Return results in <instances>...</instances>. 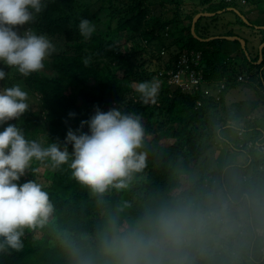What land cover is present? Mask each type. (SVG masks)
Returning a JSON list of instances; mask_svg holds the SVG:
<instances>
[{"label": "trees", "instance_id": "16d2710c", "mask_svg": "<svg viewBox=\"0 0 264 264\" xmlns=\"http://www.w3.org/2000/svg\"><path fill=\"white\" fill-rule=\"evenodd\" d=\"M68 1L75 0H47L45 8L30 25L39 34L57 37L63 48L52 53L51 60L45 59L50 76L37 71L22 78L28 94L39 95L41 109L40 112L26 111L18 123L29 139L40 141L38 134L42 132L44 141L40 142L46 146L53 140L62 141L67 128H77L81 120L93 113L94 106L102 111L120 106L141 117L145 136L137 151L145 153V164L127 179L126 186L110 185L97 193L77 181L67 164L53 167L47 159L33 161L19 183L28 179L41 183L53 204V212L44 226L24 229L21 249L0 251V264H116V257L106 254L102 247V239L112 233L113 226L116 231L127 230L160 207L189 199L206 204L213 192L204 190V181L214 177L208 172L196 178L193 166L204 148L206 135L214 134L216 123H225L228 113L225 118L215 113L223 97L206 100L195 108L199 95L192 96L178 88L171 90L163 81L156 100L159 104L141 103L132 85L154 80L157 68L147 63L149 55L156 59L160 49L175 47L178 52L169 57L171 63L182 50L193 49L201 52L203 75L207 80L226 77L227 81L235 80L233 83L244 82L236 81V76L258 66L250 72V80L264 84V45L260 49L261 61L255 65L259 51L254 56L249 53L247 39L241 32L242 27L250 24L234 9L244 14L238 6L248 4L264 10V0H82L78 12L66 8ZM103 2L106 5L102 6ZM155 5H159L158 13L153 11ZM94 7L110 9L106 21L108 32L94 31L85 39L77 24L79 19L94 15ZM200 12L213 14L200 15L193 22V17ZM167 26L170 30L164 37ZM27 27L28 24L22 25L21 30ZM192 28L196 35L191 32ZM258 31L261 44L264 28ZM212 36L217 37L206 40ZM231 36L245 39L249 56L237 39H227ZM230 41L237 46L229 47ZM237 50L238 55L231 54ZM86 57L89 58L87 65L83 63ZM170 66L165 64V69ZM11 84L12 81L4 86ZM259 99L264 103V92ZM69 112L75 116L69 117ZM82 131H87L86 125ZM244 134L243 142L246 141ZM250 137L257 139L258 135ZM254 156L242 157L245 165L235 162L239 170L250 173L247 179L242 173L232 181L222 176L221 189L246 192L253 199L264 200V169L259 168V164L264 165V152L258 151ZM183 175L190 182L186 187ZM211 179L207 185L213 186ZM196 192L199 197H194ZM250 225L253 232L250 247L240 250L248 255V260L241 264H255V250H260L259 258L264 262V229L258 232L251 218ZM237 242L240 244V236ZM237 246L232 243L222 254L225 264H232L229 254Z\"/></svg>", "mask_w": 264, "mask_h": 264}, {"label": "clouds", "instance_id": "9594fccd", "mask_svg": "<svg viewBox=\"0 0 264 264\" xmlns=\"http://www.w3.org/2000/svg\"><path fill=\"white\" fill-rule=\"evenodd\" d=\"M46 4L47 0H0V65L7 67V70L0 67L1 84L11 78L9 69L22 77L41 70L45 59L55 51V44L48 36L30 27ZM25 24L29 27L18 32L17 26ZM77 28L85 39L95 31V25L88 18L79 19ZM167 28L164 37L168 36L170 26ZM172 49V46L160 49L156 73L165 69V64H171L167 69L171 68L184 51L170 63L169 57L178 52L175 47ZM165 54L167 58L161 62ZM261 58L260 53V61ZM83 63L87 65L89 58ZM201 64L203 71L202 59ZM243 73L245 79L241 81L250 82L251 75L247 71ZM235 79L238 81L237 76ZM205 80L206 84L214 85L216 92L210 94L219 100L222 94L217 92L216 84L226 82L227 78ZM134 91L141 103L154 104L159 83L137 82ZM29 107V94L21 84L0 85V251L21 249L24 229L44 226L53 212V204L41 183L32 179L19 183L33 161L47 159L53 167L67 164L77 181L97 193L110 185L126 186L127 179L145 164V153L137 151L145 136L138 113L125 111L120 106L106 111L94 106L93 113L81 120L77 128H67L62 141L53 140L45 146L29 139L18 123ZM68 116L73 117L75 113L69 112ZM10 120L15 122L8 123ZM85 125L87 131H82ZM247 130L250 135L257 133L258 138L249 136L245 142L264 148L261 141L264 131ZM245 131V125L237 127L240 140ZM252 211L253 198L248 193L221 189L210 194L206 204L189 199L160 207L127 230L116 231L113 226L112 233L102 239L103 251L115 256L116 264H225L222 254L229 250L234 238L244 234Z\"/></svg>", "mask_w": 264, "mask_h": 264}, {"label": "rangeland", "instance_id": "374dc122", "mask_svg": "<svg viewBox=\"0 0 264 264\" xmlns=\"http://www.w3.org/2000/svg\"><path fill=\"white\" fill-rule=\"evenodd\" d=\"M124 1H127V0H124ZM81 2L82 0L68 1V3H66V8L70 9L73 12H78L80 9ZM104 5H106L105 2L102 3V6ZM238 7L243 8L242 10L244 11V14H240L241 18L244 20V22H246L247 24H250L249 26H247L249 28L242 27L241 32L244 35V37L247 39V47H248L249 53L252 56H254L255 53L258 52L260 49L259 47L260 45H258V43H259L261 34L260 35L258 34V32L256 31V28L261 25H264V10L256 6L251 7L248 4H244L243 7H240L239 5ZM263 8H264V5H263ZM109 10L110 9H106V7L105 8L101 7V10H99V8L94 7L95 14L89 18V20L95 25V31H97L100 34H103L106 31L108 32L106 21L108 17L107 12ZM153 11L158 13L159 5H155L153 7ZM191 27H192V24H191ZM21 28L22 26H17V31L18 32L21 31ZM33 30H35V28ZM191 32H192V29H191ZM239 37L243 38L242 36H239ZM48 38L55 44V51L57 49L63 48V45H62L63 43H61V41L58 40L57 37L48 36ZM227 39H233V38L228 37ZM234 39H237L239 41V46L245 53L244 51L245 43L243 45L242 42L240 41V38H234ZM243 40L245 41L244 38ZM227 44H229V47L237 46L235 42H231V41L227 42ZM231 54L238 55V50L234 52L232 51ZM144 58L146 61V56H144ZM166 58H167V54H165L160 59V61L164 62ZM47 59L51 60V57L49 56L46 58V60ZM46 62L47 61H44L45 67L39 70V72L43 71L45 74L50 76L51 72H49V70L47 69ZM147 63L149 64L150 67H154V68H158L160 66L159 60L157 61L151 55H149V61ZM0 67H4V66L0 65ZM257 68L258 66H254L249 71L254 72ZM235 69L237 70L238 67H235ZM250 72H247V75H249ZM9 73L11 75V78L10 79L6 78V80L3 81L2 84H6V82L12 81L14 83L21 84V86L25 88L23 82H21L23 77L20 74L16 73L14 69H9ZM153 79L159 83V86L163 83V81H165V83L170 87L171 90L176 89L174 84L167 82V79H168L167 75L159 76L158 73H155ZM234 81L235 80L233 81L228 80L224 82V86L222 88L220 87V90H218L219 87L217 88L218 93L222 94L223 96V100L219 104L228 106L229 110H231V112L234 113L233 124H226L225 122L224 125L216 123L213 126L214 134L212 132L211 135H206V141L204 143V148L200 152V157L195 162V166H193V171H194L193 175L196 178L199 177L200 175H207L208 172H212L211 175L214 178L212 179L210 178V179L213 183V186L207 185L210 179L208 180L205 179L204 181L205 189L204 190H209L213 192V194L221 190L220 185H221L222 176H224V179L226 181H232V180L239 179L242 173V176L243 174H245L244 175L245 179H247L250 173L239 170L238 169L239 167L235 166L236 161H238V163L240 164L245 165V161L242 159V157L250 158L249 157L250 155L251 156L253 155V157H255L254 155H256L259 150L260 152H264V148H262L261 145L255 146L252 143L243 142L242 140H240V138H238L236 134V128L238 124L247 121L246 120L247 114L253 115V120L251 121V125L259 126L260 129L264 131V116H262L261 114L257 116L258 112L260 111L254 105V101L261 96V93L264 92V84L263 83L261 84L260 82H255L253 80L250 83H245V82L233 83ZM2 84L0 82V85ZM134 85H135V82L132 85L133 88H134ZM200 87L202 88L203 91H205L204 97H202V91ZM200 87L199 89L193 92H187L191 94L192 96H198V95L200 96L195 99V103H194L195 108L203 105L206 100L215 101V95L213 94H215L216 88L214 87L213 84H203L202 86L200 85ZM224 88L225 90L223 91ZM244 91L248 93L249 95L248 99L243 98ZM210 93H213V94H210ZM135 94L136 96L139 95L136 92ZM38 98H39V95L29 94V104H30L29 110H31L32 112H37V111L40 112L41 104ZM79 102L80 101H78V103ZM156 104H159V103L157 102ZM249 104H250V108H248ZM211 110L212 109H210V114L213 113ZM155 111L156 109H154V113ZM215 113L220 115L221 118H225V115L227 114V109H223L222 106L220 108L218 105ZM152 118L154 120H157L155 119V117H152ZM162 118L163 116L158 117V119H162ZM210 119L211 118H209V120ZM206 124L208 123L206 122ZM42 134H43L42 132H39L38 134V137L40 138L41 142L44 141ZM249 136H250V131H246L244 134V138L248 139ZM244 149L248 151L247 152L243 151ZM220 155L221 156L223 155V156L221 157ZM48 167L51 168L50 165ZM259 168L264 169V165L259 164ZM182 181H183V186L186 187L190 185L189 179L187 178L186 175L182 176ZM199 196L200 194H197V192L194 194V197H199ZM208 199L209 197L206 199L205 203L208 202ZM250 218L254 221V224L256 225L258 232L262 233L264 229V200L263 199L262 200L253 199L252 215H250L249 217L244 234L240 236V244L237 242V237L234 238L233 240L234 246L235 245H238V246L235 247L234 251L229 254L232 264L233 262H235V264H241L242 261L248 260V255H246L243 252H240V250L242 251L243 248L249 249L250 247L251 238L253 234L252 228L250 225ZM259 253H260V250H255V253H254L255 260L253 259V261L255 264H264L262 259L259 258ZM247 264H251V262H248Z\"/></svg>", "mask_w": 264, "mask_h": 264}, {"label": "built area", "instance_id": "2783aa9c", "mask_svg": "<svg viewBox=\"0 0 264 264\" xmlns=\"http://www.w3.org/2000/svg\"><path fill=\"white\" fill-rule=\"evenodd\" d=\"M161 54H164V50H161ZM200 58V52L184 50L180 53L177 60L173 62L171 68L166 70L163 68L160 69L158 75H167V82L174 84L175 87L182 92H193L199 89L200 85L202 86V84H206ZM164 70L166 71L165 73ZM244 79L245 73L237 75L238 81ZM216 86H218V90H220V87L222 88L224 86V82L216 84Z\"/></svg>", "mask_w": 264, "mask_h": 264}, {"label": "crops", "instance_id": "0c3cea01", "mask_svg": "<svg viewBox=\"0 0 264 264\" xmlns=\"http://www.w3.org/2000/svg\"><path fill=\"white\" fill-rule=\"evenodd\" d=\"M258 29L259 28H256V31L258 32V34H259V31H258ZM233 39L235 38V36H231ZM231 37H229V38H231ZM260 43H258V45H259ZM260 47V46H259ZM246 54H247V56H248V52H246ZM255 64H259L260 63V55H259V57H258V59H256V61L254 62ZM224 78H226V77H224ZM250 82H252V80H250ZM250 82H248V83H250ZM223 97V96H222ZM243 98L244 99H248L249 98V95H248V93L246 92V91H244V94H243ZM254 105L256 106V108L260 111V112H258V114H257V116H259L260 114L262 115V116H264V105H263V103H261V101H260V99L259 98H257L255 101H254ZM221 106L223 107V109H227V113H228V115L226 116V120H225V122H226V124H233V115H234V113L233 112H231V110H229V107L228 106H225V105H221V104H219V107L221 108ZM248 108H250V104H249V107ZM236 113V112H235ZM246 120L248 121H245V122H242V123H240V124H238V126H240V125H245V128H247V129H260V127H258V126H255V125H250L251 124V121L253 120V115H249V114H247L246 115ZM237 126V127H238ZM250 127H252V128H250ZM261 130V129H260Z\"/></svg>", "mask_w": 264, "mask_h": 264}, {"label": "water", "instance_id": "95a60500", "mask_svg": "<svg viewBox=\"0 0 264 264\" xmlns=\"http://www.w3.org/2000/svg\"><path fill=\"white\" fill-rule=\"evenodd\" d=\"M213 13H205V12H200V13H197L194 17H193V22L197 19V17L198 16H200V15H212ZM259 28H264V25H261V26H259ZM192 31H193V28H192ZM193 33H194V31H193ZM195 35V34H194ZM214 37H217V36H212V37H208V38H206V40L207 39H211V38H214ZM232 38V37H231ZM235 38H240V41L242 42V44L244 45V43H245V41L243 40V38H241V37H237V36H235ZM264 44V42H262L261 44H260V48H261V46ZM245 53H246V51H245Z\"/></svg>", "mask_w": 264, "mask_h": 264}, {"label": "flooded vegetation", "instance_id": "af4514ba", "mask_svg": "<svg viewBox=\"0 0 264 264\" xmlns=\"http://www.w3.org/2000/svg\"><path fill=\"white\" fill-rule=\"evenodd\" d=\"M255 65H257V64H255ZM264 66V65H263Z\"/></svg>", "mask_w": 264, "mask_h": 264}]
</instances>
